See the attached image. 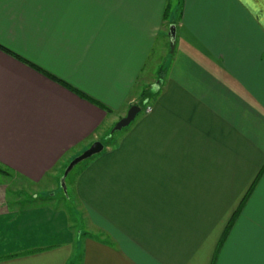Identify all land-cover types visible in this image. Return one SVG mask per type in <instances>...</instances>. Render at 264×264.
I'll use <instances>...</instances> for the list:
<instances>
[{"label":"crops","instance_id":"crops-1","mask_svg":"<svg viewBox=\"0 0 264 264\" xmlns=\"http://www.w3.org/2000/svg\"><path fill=\"white\" fill-rule=\"evenodd\" d=\"M0 167V264H264V0H0Z\"/></svg>","mask_w":264,"mask_h":264},{"label":"rangeland","instance_id":"rangeland-1","mask_svg":"<svg viewBox=\"0 0 264 264\" xmlns=\"http://www.w3.org/2000/svg\"><path fill=\"white\" fill-rule=\"evenodd\" d=\"M115 126L116 124L114 125V127ZM129 127L123 129L120 132L113 133L112 136H110L112 138H106L103 141V144H105L110 149H113L115 144L119 142L122 133ZM89 160L90 159L76 165L70 172V174L66 177L64 183L62 182L63 175L72 161L65 165H61L62 167H57V170H55L56 178H53V180L49 181V183L47 184L34 185L11 180L9 183V190L16 192L20 197H23V199L19 200L22 204L23 202L24 204L52 202L58 207L65 206L68 210H70L69 213L70 215H72V220H78L79 216L77 215L78 212H76V208L78 209V211L80 210L81 213H84V210L80 205H78L75 198L74 182L78 173L82 170L84 164Z\"/></svg>","mask_w":264,"mask_h":264},{"label":"water","instance_id":"water-1","mask_svg":"<svg viewBox=\"0 0 264 264\" xmlns=\"http://www.w3.org/2000/svg\"><path fill=\"white\" fill-rule=\"evenodd\" d=\"M174 28H171V32H172V37L174 38ZM141 112V108L137 105L132 106L128 113L127 116L125 118H123L120 122H118L116 124V126L113 128L112 130V134L116 133V132H120L123 129L129 127L135 120V118L137 117V115ZM104 149V146L101 142H96L94 143L87 151H85L83 154H81L80 156L76 157L68 166V168L66 169L63 178H62V182L64 183L66 177L70 174V172L74 169V167L88 159H91L92 157L99 155L100 153H102Z\"/></svg>","mask_w":264,"mask_h":264},{"label":"trees","instance_id":"trees-1","mask_svg":"<svg viewBox=\"0 0 264 264\" xmlns=\"http://www.w3.org/2000/svg\"><path fill=\"white\" fill-rule=\"evenodd\" d=\"M142 98L144 99V95H143ZM143 99H142V101H143ZM140 105H143V102H141ZM140 105H138V106H140ZM140 107H141V106H140ZM111 136H112V135H111ZM0 174H8V171L5 170V169H3L2 167H0Z\"/></svg>","mask_w":264,"mask_h":264},{"label":"snow or ice","instance_id":"snow-or-ice-1","mask_svg":"<svg viewBox=\"0 0 264 264\" xmlns=\"http://www.w3.org/2000/svg\"><path fill=\"white\" fill-rule=\"evenodd\" d=\"M249 6H251V4H249Z\"/></svg>","mask_w":264,"mask_h":264},{"label":"built area","instance_id":"built-area-1","mask_svg":"<svg viewBox=\"0 0 264 264\" xmlns=\"http://www.w3.org/2000/svg\"><path fill=\"white\" fill-rule=\"evenodd\" d=\"M149 110V109H148Z\"/></svg>","mask_w":264,"mask_h":264}]
</instances>
